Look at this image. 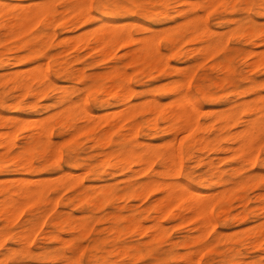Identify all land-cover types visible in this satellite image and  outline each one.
<instances>
[{
	"label": "rangeland",
	"instance_id": "obj_1",
	"mask_svg": "<svg viewBox=\"0 0 264 264\" xmlns=\"http://www.w3.org/2000/svg\"><path fill=\"white\" fill-rule=\"evenodd\" d=\"M12 1L29 3L34 0ZM107 1H109L108 5L111 13L103 15L101 13V7L98 6V0H91V23L94 24L97 17L105 19L112 18L114 24L116 23V27L121 28L123 25H127L135 35L142 36L148 32L142 28L141 24L150 25V34H152V29H163L173 25L178 27L181 20L184 21L188 17L194 16H198L199 19L203 16L202 19L207 21L210 28V30L208 29L207 31H217V33L228 32L231 36L223 47V52L219 50L213 56L203 57L204 59L197 54H192L189 57H184L182 55L184 51L190 49L192 46H199V39H190V37H187L178 44L177 49L173 50L168 48L161 38L160 42L162 43H160V49L165 55H168L169 62L166 69L160 71L158 68H152L151 65L144 61H139V63L136 64L130 63L131 53H126L130 46H118L115 48V53L113 55H105V57H102V55H99L98 52L91 49V47H81L82 44L74 45L73 42L71 43L72 46L64 45L61 42L64 36H74L75 33L82 32L84 26L78 25V22L70 16L66 19H59L54 23V34L52 37L48 39L47 42L40 45L42 50L38 55L41 62H47L48 72L55 86L50 88L47 94L38 99V105L34 108L5 107L0 105V112L5 117L0 120V128L3 129H0V131H4V129L8 130L9 128L12 129V127L22 119L23 123L26 124L30 122L29 119H32L31 117L40 119V117L43 118L52 115L63 109L64 104L59 101L57 102L58 96L62 93V88L67 90L68 95L73 101L80 100L82 96L85 97L87 105L95 114L104 113L107 108L110 110L120 109L119 107L121 106L118 103L110 104L107 108L106 105L101 106L100 102L95 101L91 94L92 89L95 87H89L87 85L90 81L92 82L96 73L104 75L109 66L114 63H125V67L127 71L131 73L132 82L136 88L134 101H141V105L149 98L147 93L149 88L150 94H154L162 102L168 101L170 96L164 94V89H166L164 87L169 84L172 85L171 82L174 80L181 79L182 74L180 70L182 67L184 68L191 63H197L196 67H193L194 75H192V80L189 82L188 86L194 98L203 106V111L200 114V122L203 125L213 124L215 128H218L221 124L217 119L214 120V114L217 111V113H219L226 104L221 102L209 103L205 101L196 88V81L200 76L206 77L205 80H207L208 87L211 91L217 94L229 93L232 97H239L235 96L238 95L236 94V90L246 86L250 79L264 81V65L255 66L258 55L250 54L244 56V54H242V49H259V52L264 50V38L252 37L251 39H247L243 35L249 31H251V33L259 32L264 35V0H194L198 1L196 8L191 11L186 10L187 12L185 13L177 11V8L184 7V5L189 7L188 4H183L181 6V0ZM55 3L57 14L60 16V10L68 3V0H55ZM253 3L254 5H252ZM142 4H148L149 9L146 10ZM165 9L168 10V17L159 18L157 12ZM117 10H119V13L115 14ZM212 11L213 15H211ZM230 17L231 19L241 18L243 22L236 29V21H232ZM252 23H255V28L249 27ZM44 27L43 24H40L37 26V29H44ZM229 28L231 29L229 30ZM188 32L187 30V33ZM23 38L24 36H20L10 40L3 34L2 40L0 41V52L5 51V56H9L10 61L15 60V55L27 50V48H16V44ZM50 46L53 50H51ZM74 49L76 50L74 51ZM178 54H180V56ZM55 56L57 58H55ZM226 59L230 60L231 65L234 64L231 71L228 72L211 68L214 62ZM56 63H62L63 66H67L71 69L74 67L83 69L87 75L85 78L75 79V77L68 80L61 75L53 73L52 67ZM34 64L35 63L31 61H24L12 64L11 67L7 66V64L3 66L0 65V75L8 71V69L10 70V68L25 69L32 67ZM129 65L130 67L127 68ZM205 74L206 76H204ZM91 76H93V78ZM109 80H107V82ZM99 82L101 85L106 82L104 76L99 78ZM2 90H4L3 93L6 103L15 102L18 98L17 95L19 90L13 88L11 84H0V91ZM101 95L103 94H98L99 97ZM246 97H251V94L246 95ZM30 100H36V97L34 95H28L22 99V104H26V102ZM75 114L78 117L80 112ZM139 114L137 118H145L141 115L142 113ZM258 115L259 114L256 113L249 115L241 113L239 117L241 121V119H250ZM18 116L20 118H18ZM78 122L81 121L78 120ZM241 127V125H234L232 129L235 130ZM105 128H107L106 125L101 123L97 125L95 132L101 133L105 131L103 130ZM10 129L8 131H10L11 134L14 128L12 130ZM54 129L55 131H53L52 135L53 140L61 142L59 144L61 153L59 163H47L44 165L47 153H43L42 150L39 149L34 153L35 167L33 169L24 170L23 168H19V170H16L14 166L10 165L0 170V182L6 181V183L17 184L20 181L19 179L24 177L28 179L43 177L50 182L49 190L43 197H34L25 200L26 202L24 201L23 204H21L22 208L10 210L7 217L0 214V231L7 233L5 246L0 247V264H64L68 262H71V264H91L89 258L85 259V257H87L88 254L90 256V253L95 251L101 258L109 260V264H163L161 260L163 257H167L172 264H182L183 262L178 260V256L184 252L190 251L193 247L190 242L191 238L204 234L201 237L212 243V251L211 253L204 251V253L199 256L194 254L200 260L199 262L203 264L204 261L210 257L214 260L219 259L222 255V251L228 246H231L232 249L234 247L236 248L240 238L236 237L237 235L234 234L239 233L238 235L240 236V234L246 233L244 230L245 227L255 224L258 221L251 217L244 221L230 220L224 223L220 217H216V211L218 207L221 206L222 200L218 202L213 211L216 227L212 228L208 226V228H210H205L203 233L200 228V220L191 219L188 216L180 218L172 217L171 212L176 211L177 206L171 208L170 215H161V213L155 211L154 206L159 202L164 191H162L160 187L149 189L147 190L148 192L142 189V183L144 184L149 178L165 180L167 182L176 180L172 174L173 170L167 168L160 157H154L152 160L149 159V167L144 171L142 170L144 165L139 162L140 160L138 157L132 158L133 162L130 164V167L127 165L124 168H110L106 165L107 163L104 165L105 151L107 152L108 150L119 148L120 145H122L121 134L126 132V130H119L118 127H114L112 133L113 141L111 140L109 143H96V139L92 138V133L87 130H78V132L74 130L62 136L57 133L59 130L58 124L54 126L53 130ZM18 133V144L13 147L14 151H18L24 144L26 140L24 134L28 133V129L23 127ZM171 136L172 133L168 131L159 130L155 132L150 130L140 134L138 140L143 143H149L147 146L150 149L163 148V143H165L164 140ZM131 140L132 142H130V144L137 143L134 139ZM153 143L155 144L153 145ZM71 147H74L73 156L75 160L81 163L79 166H74L68 162V155ZM1 150H3V148H0V152ZM259 151L262 153L259 154L258 160L252 167L253 169H251V171L256 174L257 178L232 193L234 196L232 213L241 211L246 206L249 208L256 205L259 197L264 195V161H261L263 159L262 157H264V142ZM200 155L199 157L201 159L198 161L197 156L187 158L184 153L183 162L185 169L182 171V175H179L181 181L188 182L192 188L199 191H205L206 189L205 183L208 182V180L201 182L204 179L203 177L212 176L210 174L212 169H209L208 165L205 163L208 157L214 158L218 162V166L224 170L225 176L227 177L230 176L232 172L231 168L240 163L235 157L231 156V152L229 151L210 150L201 152ZM39 156H42V159L39 158ZM109 160L113 163L116 158L111 157ZM144 164L147 165L146 162ZM250 167L251 166H247L246 170ZM81 169L85 170L82 171ZM138 169L139 171L137 172ZM186 169L187 171H192V179L186 177ZM67 171H69L68 175L72 174L70 177L71 183H59V178L57 176H60L62 173L67 174ZM72 171L75 174H73ZM258 171L259 173H256ZM54 175L57 176L55 177ZM221 188L222 185H216L212 187V190L216 191ZM130 189L134 190L130 191ZM59 197H61V199ZM2 198L3 196L0 195V208ZM8 208L11 209L10 206ZM10 212L13 214L11 213V215ZM120 212H122V214H120ZM7 218L10 219V221H8ZM185 218H187V220H185ZM218 223L220 225H218ZM25 232H29V237L21 240L19 235ZM218 232H221L222 235L219 239L215 238ZM230 235H234V237H232L234 239L229 238ZM27 241L28 244H26ZM96 244L99 246L97 250L94 249ZM27 245L28 248H25ZM78 246L82 249L76 258ZM10 247L17 248V251L9 254L6 258L5 254ZM61 251L66 252L65 256L56 258L50 256L53 253ZM233 252L234 250L232 253ZM242 255L248 258H261L264 262V246L259 249L249 247L242 250ZM200 256H203V259ZM205 256L207 257L205 258ZM236 262V264H240L238 261Z\"/></svg>",
	"mask_w": 264,
	"mask_h": 264
},
{
	"label": "bare ground",
	"instance_id": "obj_2",
	"mask_svg": "<svg viewBox=\"0 0 264 264\" xmlns=\"http://www.w3.org/2000/svg\"><path fill=\"white\" fill-rule=\"evenodd\" d=\"M108 2L109 1L107 0H98V6L101 7V13L103 15L111 13ZM254 3L252 5H254ZM180 4L181 6L183 4L189 5V7L184 5V7L177 8L178 12L185 13L187 12L186 10L191 11L195 9L198 5V1L181 0ZM142 5L146 10L149 9L148 4ZM118 13L119 10H117L115 14ZM157 15L159 18L168 17V10L165 9L158 11ZM211 15H213V11ZM57 16L58 14L55 0H34L29 3L12 0H0V41L2 40L3 34L10 40L16 37L24 36V38L16 44V48H27L26 51H22L23 53L15 55V60L13 61L9 60V56H5V51H1L0 65L3 66L4 64H7V66L11 67L12 64L24 61H31L35 63L32 67L25 69L10 68V70L8 69V71L0 75V84H11L13 88L19 90L16 101L9 103H6L3 93L4 90L0 91V105L5 107L34 108L38 105V99L47 94L48 90L55 86L54 82L50 78L47 62H41L38 55L42 50L40 45L47 42V40L54 34L55 21L59 19H66L68 16L76 20L78 25L84 26V30L82 32H77L78 34L75 33L74 36H64L61 39V42L64 45H71L73 42L74 45L82 44L81 47H91V49L97 51L99 55H102V57H105V55H113L115 53V48L118 46H130L126 52L131 53L130 63L136 64L139 63V61H144L151 65L152 68H158L160 71H164L169 62L168 55H165L160 49V43H162L160 42L161 38L163 39L165 45L173 50L177 49L178 44L187 37H190V39H199V46H192L190 49L184 51L182 55L184 57H189L192 54H197L203 58L213 56L219 50L223 52L222 49L228 41V38L231 36L228 32L217 33V31H207L208 29L210 30V28L207 21L202 19L203 16L199 19L198 16H194L188 17L184 21L181 20V23H177L178 27L173 25L163 29H152V34H150V25L141 24L142 28L148 33L143 34L142 36L135 35L127 25H123L121 28L116 27V23L114 24L112 18L105 19L97 17L96 21H94L95 23H91V0H68V3H66L64 8L60 10V16ZM231 20L236 21V29L243 22L241 18H232ZM40 24L45 26L44 29H37V26ZM249 27L255 28L256 25L255 23H252ZM230 29L231 28H229V30ZM187 30L189 31L188 33ZM243 35L247 39H251L252 37L264 38V35L259 32L251 33V31H249ZM51 50H53V48H51ZM75 50L76 49H74V51ZM257 50L242 49V54H244V56H248L250 54L258 55L255 61L256 67L264 65V50L260 49V52L259 49ZM178 55L180 56V54ZM55 58L57 57L55 56ZM196 64L197 63H191L185 66V69L182 67L180 70L182 74L181 79L174 80L171 82L172 85L169 84L164 87L166 88L164 89V94L170 96L168 101L162 102L154 94H150L149 88L147 92L149 98L146 102H143L142 105L140 103L141 101H134L136 88L133 85L131 73L128 72L125 67V63H114L110 65L104 75L96 73L92 82L90 81L87 83L89 87H95L92 89L91 94L95 101L100 102L101 106L106 105L107 108L113 103H118L121 106L118 110L116 108H114L116 110H110L107 108L106 112L101 114H95L90 109L86 103L85 97L82 96L80 100L73 101L68 95L67 90L62 88V93L58 96L57 102L59 101L64 104L63 109L52 115L48 114L49 116L43 118L40 117V119H37V117H31L32 119H29L30 122L26 124L23 123V119L20 120L14 127H12V129L14 128V130L11 131L12 135L10 134V131H8L10 128L8 130L4 129V131H0V148H3L0 152V170L10 165L14 166L16 170H19V168H23L24 170L33 169L35 167L34 153L39 149H41L43 153H47L44 165L47 163H59L61 157L59 144L61 142L54 141L52 138L53 131L57 129L55 128L53 130L56 124L59 125V130L57 132L59 135L64 136L74 130H77V132L78 130H87L92 133V138L96 139V143L111 142L113 139L112 133L114 127H118L119 130H126V132L121 134L122 145H120L119 148L110 151L108 150L107 152L105 151L104 165L107 163L106 165L110 168H124L127 165L130 167V164L133 162L132 158L134 159L138 157L140 160L139 162L145 166H143L142 169L144 171L149 167L148 164L150 163V160L154 157H160L165 166L173 170L172 174L176 180H170L167 182L165 180L149 178V180L144 184L142 183L143 191L148 192L147 190H151L154 187H160L161 190L164 191L163 196L154 206L156 212L161 213V215H170L171 208L177 206V210L171 212L172 217L180 218L188 216L191 219L200 220L202 233L205 228L209 229L210 227H216L213 211L220 200H222L221 206H219L216 211V217H220L224 223L230 220L244 221L251 217L258 220L255 224L245 227L244 230L246 233H242L240 236L238 235L239 233L234 234L237 235L236 237L240 238L239 243L236 246V248L238 247L237 249L235 247L232 249L231 246H228L224 251H222V255L219 259L216 258L217 260H214L210 257L206 259L203 264H236V261L240 264H264L261 258H248L247 256L242 255V250L249 247L259 249L264 246V195L260 194L262 197H259L256 205L249 208L246 206L243 210L232 213V203L234 200L232 193L257 178L256 174L253 173L251 169H253L252 167L258 160L259 154L262 153H260L259 149L264 142V81L262 82L257 79H250L246 86L236 90V94L238 95L235 96L239 97H232L229 93L217 94L216 92L211 91L208 87L207 80H205L206 77L200 76L198 80L194 79L197 80L196 88L201 93L205 101L209 103L221 102L226 104V106L219 111V113H217V111L214 114V120L217 119L221 124L218 128H215L213 124L203 125L200 122V114L203 111V106L197 99L194 98L188 86L189 82L192 80V75H194L193 67H196ZM233 65L234 64L231 65L230 60L226 59L214 62L211 65V68L229 72L232 70ZM128 67H130V65L127 66V68ZM52 71L54 74L61 75L68 80L75 77V79L85 78L87 75L83 69L75 67L71 69L67 66H63L62 63L54 64ZM196 71L198 72L197 68ZM102 76H104L106 82L101 85L99 78H102ZM204 76H206V74ZM91 77L93 78V76ZM107 80L109 81L107 82ZM99 93L103 95L99 97ZM248 94H251V97L247 98L246 95ZM28 95H34L36 100H30L26 102V104H22V99ZM78 112H80V114L77 117L75 113ZM139 113H142L141 115L145 118H137ZM241 113H245L246 115L256 113L259 115L250 119H241L240 121L239 116ZM4 118L5 117L0 112V120ZM18 118L20 117L18 116ZM78 120L81 122H78ZM101 123H104L107 128L103 129L105 131L101 133H96L95 130L97 125ZM234 125H241L242 127L233 130L232 127ZM23 127L28 129V133L24 134L26 140L18 151H14L13 147L18 144V131H20ZM150 130L155 132L159 130L168 131L172 133V136L164 140L165 143H163V148L150 149L147 146L149 143H143L138 140L140 134ZM131 139H134L137 143L130 144V142H132ZM154 144L155 143H153V145ZM210 150L229 151L231 152V156L235 157L238 161H240V163L236 166L232 165V172L230 173V176L227 177L225 176L224 170L218 166V162L214 158L208 157L205 163L208 165L209 169H212V172L210 173L212 176L203 177L204 179L201 182L204 180H208V182L205 183V191H199L192 188L188 182L181 181L179 178V175L185 169L183 156L184 153L187 158L197 156L198 161H200V153ZM73 152L74 147H71L69 150L68 162L74 166H79L81 163L75 160ZM111 157L116 158L113 163L109 160ZM39 158L42 159V156H39ZM262 158L263 159L261 161H264V157ZM145 162L147 165L144 164ZM247 166L251 167L246 170ZM138 171L139 169L137 172ZM185 172L187 178H193L192 171H187L186 169ZM68 173L69 171H67V174L62 173L60 176L56 175L59 178V183H71L70 177L72 174L68 175ZM256 173H259V171ZM19 180L20 181L18 182L17 179V184L6 183V181L0 182V195L3 196L1 199L2 203L0 214L5 215L6 217L10 210L12 211V209L15 210L22 208L21 204H23L25 200H29L34 197H43L49 190L50 182L43 177H38V179H28L27 177H24ZM216 185H222V188L216 191L212 190V187ZM133 190L134 189H130V191ZM59 198L61 199V197ZM9 206L11 209L8 208ZM11 213L12 212H10V214ZM120 214H122V212H120ZM185 220H187V218H185ZM8 221H10V219H8ZM218 225L220 224L218 223ZM208 226L210 227L208 228ZM6 235V232L0 231V247L5 246L7 239ZM203 235H197L194 236V238L192 237L193 239L191 238L190 242L193 247L190 251L184 252L178 256V260L182 261V264H201L196 255L199 256L204 253V251L211 253L212 243L201 237ZM234 235H230L229 238L234 237ZM221 236V232H218L215 238L219 239ZM27 237H29V232L19 235L21 240ZM26 244H28V241ZM98 247V244H96L94 249L97 250ZM25 248H28V245ZM81 249L82 248L80 246L77 247L76 258L78 257ZM233 250L234 252L232 253ZM16 251L17 248L10 247L5 254L6 258L9 254L15 253ZM65 254V251H61L53 253L50 256L56 258L63 257ZM88 256L85 257V259L89 258L91 264H109V260L98 256L96 251L90 253V256ZM206 257L207 256H205V258ZM201 258L203 259V256ZM161 260L163 264H172L167 257H163ZM64 264H71V262Z\"/></svg>",
	"mask_w": 264,
	"mask_h": 264
}]
</instances>
